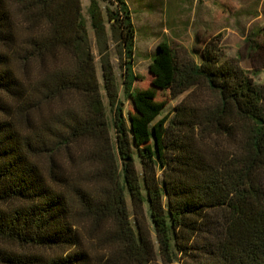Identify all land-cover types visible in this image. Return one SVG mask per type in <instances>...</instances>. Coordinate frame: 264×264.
Wrapping results in <instances>:
<instances>
[{
  "label": "trees",
  "instance_id": "trees-1",
  "mask_svg": "<svg viewBox=\"0 0 264 264\" xmlns=\"http://www.w3.org/2000/svg\"><path fill=\"white\" fill-rule=\"evenodd\" d=\"M102 1L101 84L82 0H0V264H264V83L219 32L199 60L162 40L133 89L131 9Z\"/></svg>",
  "mask_w": 264,
  "mask_h": 264
},
{
  "label": "rangeland",
  "instance_id": "rangeland-1",
  "mask_svg": "<svg viewBox=\"0 0 264 264\" xmlns=\"http://www.w3.org/2000/svg\"><path fill=\"white\" fill-rule=\"evenodd\" d=\"M105 13L106 2L99 0ZM136 27L134 54L131 62L135 75L133 89L151 86L152 75L149 64L157 45L162 40L174 47L187 46L199 60L200 52L208 39L216 33L224 34L223 44L229 56H238L242 67L250 71L257 82L264 83V0H160L161 4L154 13V0H126ZM156 1V0H155ZM159 1V0H157ZM83 17L89 30L90 44L96 55L98 78L101 82L99 55L91 27L90 0H82ZM106 16V15H105ZM107 27L109 23L107 22ZM111 56L118 78L120 98L125 114L132 109L131 100L123 86L122 68L111 44ZM168 96L159 90L158 99L165 102L160 116L171 113L173 107L183 99ZM67 95L66 99H70ZM103 100L107 107L108 118L112 121L108 99L103 89ZM159 116V117H160ZM139 168H141L140 164ZM129 200L132 219L136 225V214ZM147 227L155 238L153 223L145 219ZM158 264H162L158 257Z\"/></svg>",
  "mask_w": 264,
  "mask_h": 264
}]
</instances>
